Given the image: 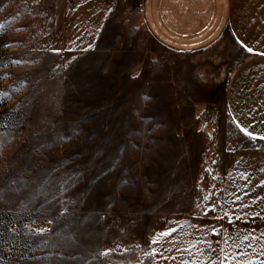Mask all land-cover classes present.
Listing matches in <instances>:
<instances>
[{"label": "rangeland", "instance_id": "1", "mask_svg": "<svg viewBox=\"0 0 264 264\" xmlns=\"http://www.w3.org/2000/svg\"><path fill=\"white\" fill-rule=\"evenodd\" d=\"M0 25V264L264 262L227 34L170 48L141 0H0Z\"/></svg>", "mask_w": 264, "mask_h": 264}, {"label": "crops", "instance_id": "2", "mask_svg": "<svg viewBox=\"0 0 264 264\" xmlns=\"http://www.w3.org/2000/svg\"><path fill=\"white\" fill-rule=\"evenodd\" d=\"M141 8L146 28L165 46L205 48L227 34L244 50L227 82V109L244 132L264 141V0H141ZM252 151L250 202L259 209L264 206V146Z\"/></svg>", "mask_w": 264, "mask_h": 264}, {"label": "snow or ice", "instance_id": "3", "mask_svg": "<svg viewBox=\"0 0 264 264\" xmlns=\"http://www.w3.org/2000/svg\"><path fill=\"white\" fill-rule=\"evenodd\" d=\"M2 28H3V25H0V29H2ZM220 264H223V262L220 261ZM262 264H264V262H262Z\"/></svg>", "mask_w": 264, "mask_h": 264}]
</instances>
